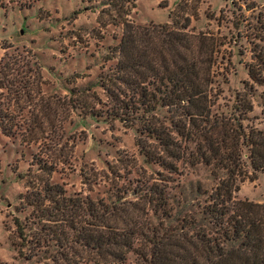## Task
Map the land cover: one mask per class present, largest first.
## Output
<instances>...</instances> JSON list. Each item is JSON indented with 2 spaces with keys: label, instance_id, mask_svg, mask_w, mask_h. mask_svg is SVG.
I'll return each mask as SVG.
<instances>
[{
  "label": "trees",
  "instance_id": "1",
  "mask_svg": "<svg viewBox=\"0 0 264 264\" xmlns=\"http://www.w3.org/2000/svg\"><path fill=\"white\" fill-rule=\"evenodd\" d=\"M94 1L106 23L122 26L123 33L104 56L115 64L95 83L73 89L72 107L86 111L80 112L83 121L90 117L133 130L139 157L152 172L140 166L136 176L138 158L121 157L125 177L133 178H109L102 192L72 193L52 178L53 160L36 154V169L17 173L25 190L6 224L17 259L36 264H264V201L238 197L245 181L264 175V128L252 116L264 89V26L256 28L258 42H251V61L244 63L241 48L222 54L227 36L191 31L188 21L181 26L136 23L130 19L136 0ZM9 2L27 9L36 0ZM244 21L237 20L235 28ZM238 61L248 75L242 89L231 83ZM39 66L35 54L22 65L16 56L0 60L2 133L12 135L14 127L22 126L9 110L24 109L25 94L32 104V78L40 79ZM225 87L233 89L232 95L221 102ZM46 106L44 100L36 102L21 137L40 123ZM107 165L122 176L119 166Z\"/></svg>",
  "mask_w": 264,
  "mask_h": 264
},
{
  "label": "rangeland",
  "instance_id": "2",
  "mask_svg": "<svg viewBox=\"0 0 264 264\" xmlns=\"http://www.w3.org/2000/svg\"><path fill=\"white\" fill-rule=\"evenodd\" d=\"M9 1L1 0L6 7L0 3V60L3 56H16L19 65H22L28 60L29 54H35L39 60L41 77L32 78L35 84L31 90V105L26 99L28 94H25L24 109L10 107L9 111L17 116V122L22 126L14 127L12 135L0 130V264H36L17 259L6 229V224L10 225L12 220V211L19 205L18 197L25 190L17 173L28 168L36 169V165H32L36 154L53 160L56 170L52 178L72 193L102 192L109 178L139 176L140 166L146 168L149 174L152 169L139 157L133 130L119 123L113 128L106 122L90 117L83 121L80 112L86 111L76 110L70 100L73 89L95 83L101 72L108 71L115 64L106 62L104 56L108 47L122 35V26L107 24L101 6L94 0H36L34 6L27 9H20ZM136 2L137 7L130 16L134 22L159 24L174 21L177 26H181L188 21L191 31H209L217 36H227L222 54L237 52L241 48L245 52L242 57L244 63L251 61L254 47L251 42H258L255 36L259 30L256 28L264 26V0ZM240 18L246 21L235 28L234 24ZM230 39L238 44H234V41L230 43ZM10 45L11 48L8 47ZM236 68L239 72L232 76L231 86L242 89V81L248 79V75L241 62H237ZM36 74L32 73L33 76ZM72 74H78L76 81L69 80ZM94 88L100 95L103 94L98 85ZM232 90L225 87V99L221 102L231 98ZM259 94L252 116L257 126L264 128L263 88ZM42 100L47 106L44 112L39 113L40 123H36L32 132L28 131L21 137L32 108L37 101ZM88 100L90 102L91 98ZM30 138L35 142L30 141ZM121 157L132 162L137 157L138 169H135L138 173L134 169L135 175L125 177V165H121V159L118 161ZM107 162H112L116 169L119 166L122 176L110 170ZM238 197L264 201V175L255 181H245Z\"/></svg>",
  "mask_w": 264,
  "mask_h": 264
}]
</instances>
